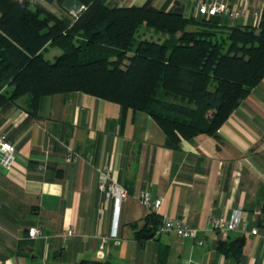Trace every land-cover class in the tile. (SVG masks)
<instances>
[{
  "label": "crops",
  "instance_id": "obj_1",
  "mask_svg": "<svg viewBox=\"0 0 264 264\" xmlns=\"http://www.w3.org/2000/svg\"><path fill=\"white\" fill-rule=\"evenodd\" d=\"M146 1L103 0L110 7ZM37 2L58 17H70L81 7L77 0ZM201 2L247 9L234 19L224 13L211 16L208 20L218 26L257 29L264 10V0H151L157 9L195 20L205 18L197 11ZM157 36L163 40L167 34ZM48 47L57 46L47 43L43 56ZM29 97L0 105V132L15 147L11 168L0 171V264H159L162 250L165 264H264V224H259L264 77L216 135L182 139L176 148L165 145L164 131L144 111L71 91L41 97L33 114ZM69 149L79 154L75 160L67 159ZM104 165L128 190L118 207L98 188ZM141 190L162 199L156 211L141 204ZM237 209L257 233L228 234L227 241L246 237L241 258L234 260L218 249L225 239L210 229L208 219L228 217ZM163 218H178L198 229L204 243L173 232L137 239L138 231L157 227ZM35 226L41 235L30 237L28 229ZM68 229L73 233L64 235ZM103 236L108 240L99 248Z\"/></svg>",
  "mask_w": 264,
  "mask_h": 264
},
{
  "label": "trees",
  "instance_id": "obj_2",
  "mask_svg": "<svg viewBox=\"0 0 264 264\" xmlns=\"http://www.w3.org/2000/svg\"><path fill=\"white\" fill-rule=\"evenodd\" d=\"M77 2L84 8L72 19L37 1L0 0V105L28 94V108L36 114L41 97L82 91L148 113L164 131L165 145L176 148L182 139L216 135L264 77V10L257 30L197 22L157 9L151 0L122 7ZM142 27L167 36L136 41ZM47 43L61 49L53 61L42 54ZM155 228L145 226L137 239ZM245 238L222 240L218 249L239 260ZM159 264H165L163 250Z\"/></svg>",
  "mask_w": 264,
  "mask_h": 264
},
{
  "label": "built area",
  "instance_id": "obj_3",
  "mask_svg": "<svg viewBox=\"0 0 264 264\" xmlns=\"http://www.w3.org/2000/svg\"><path fill=\"white\" fill-rule=\"evenodd\" d=\"M36 2L38 0H31ZM44 1V0H39ZM84 8L81 5L79 10L71 11L70 17L76 19L80 11ZM197 11L209 19L211 16L217 13H224L231 18H237L246 14L247 9L244 6L241 7H230L222 3H205L201 2L197 4ZM78 153L73 152L69 149L67 154V159L75 160L78 157ZM15 160V147L13 143L7 138L5 132H0V171H5L11 168ZM98 188L102 191L106 198H113L116 207L125 200L128 196V190L118 184L111 176L110 168L108 165H104L98 173ZM138 199L143 206L149 209L150 212H154L158 209L161 204V198L152 199L150 194L141 190L138 193ZM208 225L211 230L217 232L221 238L227 239L228 234L232 231L240 232L243 234L251 233L256 234L257 230L255 228L248 229L249 222L246 217L241 214V209H237L236 212L228 217L225 216H210L208 219ZM168 232H173L176 236L180 238L191 239L195 243L201 245L204 240L199 236L198 229L190 227L183 223L178 218H163L161 223L155 228L154 235L162 236ZM73 231L68 229L65 231L64 235H71ZM28 235L30 237H38L41 235L40 226H35L28 229ZM108 237H101L99 248H103L104 244L107 242Z\"/></svg>",
  "mask_w": 264,
  "mask_h": 264
},
{
  "label": "rangeland",
  "instance_id": "obj_4",
  "mask_svg": "<svg viewBox=\"0 0 264 264\" xmlns=\"http://www.w3.org/2000/svg\"><path fill=\"white\" fill-rule=\"evenodd\" d=\"M201 20H207V19H205V18L198 19L197 22L201 21ZM209 21L211 23H213L211 20H209ZM202 24L204 25V22ZM150 30L151 29L139 30V32L135 36L136 41L139 39H142V38H147L149 40H157V38H158L157 35H160L161 33H159V32L152 33ZM60 53H61V49H59L58 47H48V50L44 52V57L50 61H53L55 54L58 55Z\"/></svg>",
  "mask_w": 264,
  "mask_h": 264
}]
</instances>
